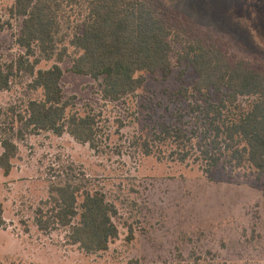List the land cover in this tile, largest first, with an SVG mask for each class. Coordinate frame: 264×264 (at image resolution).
I'll return each instance as SVG.
<instances>
[{
    "label": "rangeland",
    "instance_id": "1",
    "mask_svg": "<svg viewBox=\"0 0 264 264\" xmlns=\"http://www.w3.org/2000/svg\"><path fill=\"white\" fill-rule=\"evenodd\" d=\"M159 3L229 61L244 60L264 72V0ZM11 4L0 0L3 63L24 53L15 43L21 23L10 19ZM171 44V76L144 73L143 87L118 102L101 99L99 82L71 73L70 59L60 64L64 96L75 99L80 114L92 112L95 139L83 145L67 134L40 132L16 142L9 177L0 170V264H264V174L257 178L249 166L224 164L202 172L197 144L211 128L205 108L219 95L194 91L197 75L178 64L181 45ZM52 65L42 62L37 69ZM30 81L25 73L15 77L0 92V110L40 98ZM68 181L101 191L115 205L118 238L108 251L87 255L69 244L66 230L37 228L51 186Z\"/></svg>",
    "mask_w": 264,
    "mask_h": 264
},
{
    "label": "trees",
    "instance_id": "2",
    "mask_svg": "<svg viewBox=\"0 0 264 264\" xmlns=\"http://www.w3.org/2000/svg\"><path fill=\"white\" fill-rule=\"evenodd\" d=\"M8 15L20 20L15 43L24 53L14 61H0V92L25 73L31 79L28 88L41 97L27 100L21 109L11 105L0 110L4 177L17 158L16 142L28 135L51 132L83 145L94 142V115L75 111V99L64 96V60H71L74 75L99 82L102 100L118 102L143 87L144 73H159L163 80L171 76L172 41L181 45L178 64L186 63L197 75L194 91L219 95L218 103L205 108L211 128L197 144L202 172L207 175L224 164L232 169L249 166L257 178L264 174V72L244 60L229 61L167 13L159 0H12ZM42 62L53 65L37 69ZM176 138L186 142L180 132ZM50 198L49 208L37 211L40 231L66 230L69 244L87 255L108 251L118 238L117 209L101 191L68 181L52 185ZM3 225L0 203V229Z\"/></svg>",
    "mask_w": 264,
    "mask_h": 264
}]
</instances>
